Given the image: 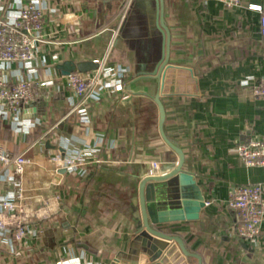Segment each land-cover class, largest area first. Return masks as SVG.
<instances>
[{"label": "crops", "instance_id": "1", "mask_svg": "<svg viewBox=\"0 0 264 264\" xmlns=\"http://www.w3.org/2000/svg\"><path fill=\"white\" fill-rule=\"evenodd\" d=\"M30 1L0 0V17L15 16ZM33 1L46 14L49 41L40 52L38 76L51 84L28 112L20 113V130L12 127L13 119L0 118V141L12 153H25L33 160L24 176L22 210L0 212V220L12 226L28 223L35 234L22 247L0 238V264H56L62 259L133 264L134 259L123 253H128L143 225L141 183L151 175L153 162L168 163L173 169L179 160L160 135L159 109L152 98L159 81L136 72L135 53L118 37L109 65L129 71L112 77L99 101L85 103L84 117L80 112L70 114L78 98L68 89L58 91L57 82L66 77L58 66L92 61L109 49L123 0ZM243 1L241 7L227 9L217 1L165 0L169 63L175 77H167L161 94L164 130L184 152V170L194 176L205 201L213 204L196 220L156 228L180 237L202 264H264V226L259 245L236 239L231 233L234 214L227 206L233 187H264V167H246L236 152L239 143L264 141V100L250 89L264 77V37L259 14L246 7L264 6V0ZM18 70L14 65L10 73L17 75ZM54 136L60 142L53 145V152L82 156L88 163L84 175L55 171L47 144ZM164 186L156 184L154 203L160 210L167 199L171 204L176 199L175 190L167 192ZM9 188L0 181V196ZM165 254L170 264H200L175 242ZM138 264H148L147 258L141 255Z\"/></svg>", "mask_w": 264, "mask_h": 264}, {"label": "built area", "instance_id": "2", "mask_svg": "<svg viewBox=\"0 0 264 264\" xmlns=\"http://www.w3.org/2000/svg\"><path fill=\"white\" fill-rule=\"evenodd\" d=\"M222 3L227 9H235L243 5V0H208ZM134 0H123L119 12V27L116 30L109 49L92 61L98 68L91 72H71L64 80L57 82L58 91L68 89L78 98L72 103L71 113L80 112L84 117V105L88 101L96 102L102 97L105 89L111 86L112 77H124L129 68L109 65L111 52L119 37V31L126 20ZM248 10L259 14L260 32L264 37V6L247 3ZM17 14L8 19L0 17V118L11 121L12 127L20 130L18 117L41 97L42 90L51 82H43L38 76L37 63L40 60L42 47L49 43L45 31V12L36 1H30L19 7ZM42 62L46 58L42 57ZM18 67V74L12 75V66ZM251 93L258 99L264 100V77L254 81ZM59 123L53 125L46 135L55 131ZM60 142L58 137H51L47 144L51 146L48 161L58 173L64 170L72 175H84L88 163L82 156L65 155L60 150L54 151V144ZM236 152L246 167H264V141L239 143ZM33 160L25 153L14 154L7 149L6 143L0 141V181L9 185L8 192L0 196V212L16 214L22 210L26 201L24 176L27 167ZM94 164L100 161H93ZM160 171V164L153 162L151 175ZM206 206L213 204L206 201ZM227 206L234 214L231 233L240 241L259 245L263 236L264 226V187L261 184H249L233 187L227 201ZM35 232L28 223L19 222L17 225L6 224L0 220V238L15 247L29 245ZM56 264H79L62 259Z\"/></svg>", "mask_w": 264, "mask_h": 264}, {"label": "water", "instance_id": "3", "mask_svg": "<svg viewBox=\"0 0 264 264\" xmlns=\"http://www.w3.org/2000/svg\"><path fill=\"white\" fill-rule=\"evenodd\" d=\"M120 38L127 40L129 49L135 53L136 72L142 77H156L159 81L158 93L152 98L159 109L160 135L179 159L173 169L170 164L161 163L160 171L156 175L143 179L140 186L143 225L133 237L128 253H123V256L133 258V264H138L141 255L147 258L148 264H170L166 262L165 252L170 244L175 242L185 255L197 258L202 264L201 257L190 253L180 237L168 235L156 228L158 224L196 220L201 210L206 207L205 198L194 176L184 170V152L170 141L164 130L166 113L161 94L167 77H175L172 75L174 66L169 63L171 32L165 22V0H134L119 31ZM58 68L63 75L68 76L74 71L91 72L96 70L98 65L94 61L78 64L67 61ZM157 183H164V190L167 192H176L174 204L167 199L164 210H160L154 203ZM116 263H119L117 259Z\"/></svg>", "mask_w": 264, "mask_h": 264}]
</instances>
